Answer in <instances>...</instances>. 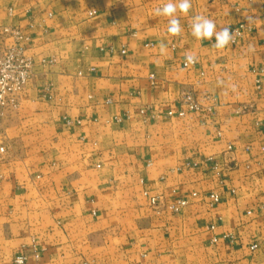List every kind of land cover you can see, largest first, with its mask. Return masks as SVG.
<instances>
[{
  "label": "crops",
  "instance_id": "0c3cea01",
  "mask_svg": "<svg viewBox=\"0 0 264 264\" xmlns=\"http://www.w3.org/2000/svg\"><path fill=\"white\" fill-rule=\"evenodd\" d=\"M167 2L0 0V53L20 27L36 64L0 122V264L34 238L27 264H264V0H191L178 36ZM196 15L253 30L218 50ZM188 92L201 109L179 117ZM141 179L190 204L156 214Z\"/></svg>",
  "mask_w": 264,
  "mask_h": 264
},
{
  "label": "built area",
  "instance_id": "2783aa9c",
  "mask_svg": "<svg viewBox=\"0 0 264 264\" xmlns=\"http://www.w3.org/2000/svg\"><path fill=\"white\" fill-rule=\"evenodd\" d=\"M238 10L240 9L238 8ZM233 30L234 43L231 44H237L240 39L244 38L247 32H251L253 29L252 26L241 23ZM25 31L26 30L23 28L16 26H6L3 28V32L11 38V43L0 53V122L7 110L17 109L19 107L20 98L26 91L35 73V60L27 53L34 38ZM53 61L54 60H50L51 63ZM42 62L43 64L47 63L46 60ZM194 65L187 64L186 66ZM251 71L257 76L256 84L258 88H260L262 83L261 78L264 75V65L253 67ZM182 104L185 106V109L178 112L179 117H184L187 113L198 112L201 109L198 99L191 92L184 95ZM115 120L122 122L123 118L121 116H116ZM68 123L73 124L74 122L68 121ZM78 123H80V121H78ZM258 125L262 129L264 137V122H260ZM1 151H4V147H1ZM210 160H212V158H210ZM216 168H218V166H216ZM140 184L144 186L143 195L156 214L160 215L164 212L174 214L181 213L190 204L189 198L178 194L177 191H174L173 199L167 201L163 196L152 195L148 188H146L147 183L144 179L140 180ZM192 196L197 197L198 193H193ZM209 199L210 206L214 207L219 202L220 196L217 193H211ZM212 228H214V226H212ZM256 248H258V244L252 245L253 250ZM28 252L37 258L40 257V247L35 238L32 239L29 245L23 246L22 250L14 256L13 263L27 264L30 256ZM80 264L97 263L82 261Z\"/></svg>",
  "mask_w": 264,
  "mask_h": 264
},
{
  "label": "clouds",
  "instance_id": "9594fccd",
  "mask_svg": "<svg viewBox=\"0 0 264 264\" xmlns=\"http://www.w3.org/2000/svg\"><path fill=\"white\" fill-rule=\"evenodd\" d=\"M191 7V0H168L162 7H157L154 13L156 16L168 17V34L178 36L182 32V27L176 14L179 12L186 16ZM190 27L192 36L197 40H212L214 38L212 47L215 49L222 50L234 43V30L231 25H223L217 30V25L213 20L203 15H196L192 18ZM164 47L161 44V48L163 49ZM196 62L197 58L194 54H185L186 65H194Z\"/></svg>",
  "mask_w": 264,
  "mask_h": 264
}]
</instances>
